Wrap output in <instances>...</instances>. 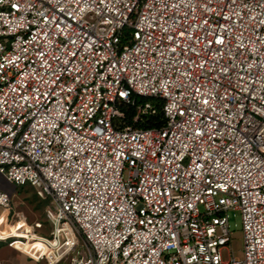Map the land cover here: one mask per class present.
<instances>
[{
    "label": "built area",
    "instance_id": "1",
    "mask_svg": "<svg viewBox=\"0 0 264 264\" xmlns=\"http://www.w3.org/2000/svg\"><path fill=\"white\" fill-rule=\"evenodd\" d=\"M0 173L51 200L0 188L38 262L264 264V0H0Z\"/></svg>",
    "mask_w": 264,
    "mask_h": 264
},
{
    "label": "rangeland",
    "instance_id": "2",
    "mask_svg": "<svg viewBox=\"0 0 264 264\" xmlns=\"http://www.w3.org/2000/svg\"><path fill=\"white\" fill-rule=\"evenodd\" d=\"M0 188L9 195L13 208L19 216L24 217L30 222L46 220V210L52 203L49 198L40 197L35 187L31 185H17L0 173ZM231 223L233 230L232 249L238 257L243 258L244 238L240 215L232 218ZM224 255H228V250L224 251Z\"/></svg>",
    "mask_w": 264,
    "mask_h": 264
},
{
    "label": "trees",
    "instance_id": "3",
    "mask_svg": "<svg viewBox=\"0 0 264 264\" xmlns=\"http://www.w3.org/2000/svg\"><path fill=\"white\" fill-rule=\"evenodd\" d=\"M141 101L142 102L150 101L156 107V113L145 115L144 118L141 119L139 122H137L135 125L146 129H152L163 126L166 123V117L163 110V101L161 99H155L152 97L141 98ZM134 114H135V109L131 108L128 111V116L132 118Z\"/></svg>",
    "mask_w": 264,
    "mask_h": 264
},
{
    "label": "crops",
    "instance_id": "4",
    "mask_svg": "<svg viewBox=\"0 0 264 264\" xmlns=\"http://www.w3.org/2000/svg\"><path fill=\"white\" fill-rule=\"evenodd\" d=\"M3 208L0 207V216L3 213ZM32 259L24 252L10 247L6 241L0 240V264H42Z\"/></svg>",
    "mask_w": 264,
    "mask_h": 264
}]
</instances>
